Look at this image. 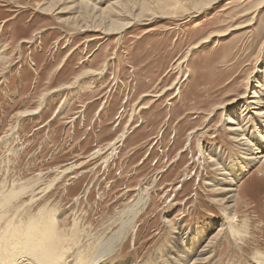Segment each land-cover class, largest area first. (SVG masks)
Returning a JSON list of instances; mask_svg holds the SVG:
<instances>
[{"label":"rangeland","instance_id":"1","mask_svg":"<svg viewBox=\"0 0 264 264\" xmlns=\"http://www.w3.org/2000/svg\"><path fill=\"white\" fill-rule=\"evenodd\" d=\"M54 1L67 13L44 15ZM57 2L0 0V197L30 193L11 214L58 212L59 232L82 236L77 247L119 240L115 263L159 264L179 226L216 223V235L224 207L209 184L221 176L207 155L248 161L226 121L264 81V0L147 16L110 36L63 24L74 11ZM247 117L244 134L264 125ZM236 189L237 234L221 235L207 264L264 254V159Z\"/></svg>","mask_w":264,"mask_h":264},{"label":"bare ground","instance_id":"2","mask_svg":"<svg viewBox=\"0 0 264 264\" xmlns=\"http://www.w3.org/2000/svg\"><path fill=\"white\" fill-rule=\"evenodd\" d=\"M217 1L218 0H58L57 4H70L68 8L74 11L73 15L71 14L73 17L67 19L58 18L63 24L71 26L75 31H94L110 36L122 35L143 17L150 16L153 20H155V18L175 19L182 15L200 14L213 4H216ZM55 4L56 1H54V4L42 5L40 9L42 13L47 16L57 11V14L62 16L66 11L62 8L53 10ZM263 6L264 5L261 7ZM215 37L216 35H211L209 38ZM206 42H208V40L204 41V43ZM5 63V57L0 55V64L5 65ZM87 74L90 75L92 73L88 71ZM261 81L262 78H258L255 82V91L253 95L248 98L252 100L250 101L251 103L243 105L241 112L240 109L233 110L226 121V123L229 124L227 125L228 131L234 136L233 140L242 147L243 152L241 158L243 161H248H239L237 163L230 162L228 157L226 159L222 153L216 151L214 148H211L210 155H207V157H210L212 166L218 167L216 170L221 176V179L215 182L210 181L209 184V186L218 191L220 197L217 202L224 207L222 221L217 234L212 237L210 236L211 231L216 227V223L204 224L194 230H186L181 226L171 230L172 235H170L171 240L169 242V247L163 253L162 262L159 261V264L210 263V259L215 255L212 248L213 245H216L215 243H217L218 238L221 237V235L225 236V233L234 237L237 234L236 228L232 225L233 221H235V216L233 214L235 206L233 202L237 195L236 185L238 181L245 176L249 165L262 163L264 159V125L261 126L259 124L260 121L257 122V118H255L257 116L258 118L264 119V81L262 83ZM251 110L257 112L253 118L249 115ZM39 111L40 110L37 109L36 111L22 113V117L33 116L38 114ZM239 114L241 115L239 116ZM247 116H249V123H251L253 119V122L255 121V126H257V124L260 125V128H252L250 126L251 133L258 136L256 137L258 139L257 141L252 138L251 133H243L249 129H244L248 119ZM123 136L122 134L121 137ZM120 138H118V140H121ZM258 141L261 142V145H259ZM222 159L224 161H222ZM53 185H50L48 189H51ZM34 187L36 186L34 185ZM46 189L44 192H46ZM28 191L29 189L23 188L18 192H12L9 196L0 197V231L2 230L0 234V264H133L132 262H113L119 240H115L111 243L102 241L103 239L100 242L98 240V244L93 243L95 249H93L94 247L92 244L87 248L83 246L77 247L78 244L80 245L82 236L80 235V237H78L79 234L77 235L74 232L72 234L68 231H64L65 234L63 231L61 232V230L59 232V223L57 220L58 212L50 213V211L44 209L39 215L36 213V215H31V209L33 207H30L26 208V213L24 210L23 212L19 211L15 213V215L11 214L15 210L18 211L21 209L19 208V202L22 200L21 198L23 196L30 194ZM33 198L34 197H32L30 201V205L34 203L35 198ZM16 202L18 206H15ZM24 213L29 214L26 216ZM23 216H26V221H24ZM123 230H125V228ZM59 233H62V236H60L61 234L59 235ZM75 247L76 249L74 251L76 252H74L75 254L71 257L70 253L73 252L72 249ZM255 257L261 259L257 261L256 264H264V261H262V258H264L263 253H259L258 251Z\"/></svg>","mask_w":264,"mask_h":264}]
</instances>
